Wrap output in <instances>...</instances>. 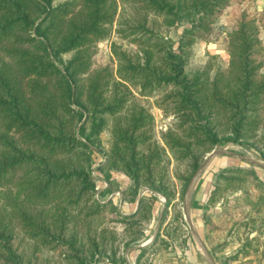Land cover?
I'll use <instances>...</instances> for the list:
<instances>
[{"label":"trees","instance_id":"1","mask_svg":"<svg viewBox=\"0 0 264 264\" xmlns=\"http://www.w3.org/2000/svg\"><path fill=\"white\" fill-rule=\"evenodd\" d=\"M55 1L0 0V188L16 187L0 191V264H49L39 255L44 247L70 252L65 257L69 264H102V257L112 264L124 262L125 257L117 258V251L111 253L95 240L86 247L78 231H73L75 226L70 231L68 225L76 220L70 205H79L86 196L90 201L96 193L105 197L111 191L99 188L101 178L93 173L97 167L112 180L102 161L93 166V155H107L109 168H120L131 178L122 189V200L127 196L139 201L133 216L142 215L146 208L144 220L153 216L147 196H164L168 205L175 194L164 177L155 173L166 147L177 160L187 162V174L181 175L182 194L206 153L223 142L257 147L264 160V136L262 147L249 144L264 122V42L259 36L264 30V9L259 17L240 12L236 29L228 35L229 70L211 78L208 69H187L185 48L212 29L213 20L232 0H124L162 17L167 26L189 24L177 47L147 26L148 18L135 27L141 39L132 40L141 45L143 55L114 49L120 80L113 77L109 98L104 94L112 75H105V69L91 70L88 49L93 41L110 37L117 0H65L56 5ZM69 52L72 56L64 58ZM133 84L144 96L167 89L162 101L173 104L178 127L165 133V148L150 145L147 125L153 117L145 107L132 108L128 120L115 121L111 127L121 145L115 143L107 154L100 136L110 126V117L134 97ZM243 168H220L214 193L221 192L220 181L238 180L233 173ZM248 172L264 189L257 171ZM144 185L150 191L142 195ZM56 200L67 205L55 206L53 222L47 219L46 207L34 209L36 204L47 206ZM107 208L120 213L112 199H94L84 211L95 216ZM178 219L183 226L184 216ZM139 222L145 221H134ZM22 230L35 240L32 253L19 243ZM159 239H163L161 232L155 242Z\"/></svg>","mask_w":264,"mask_h":264},{"label":"rangeland","instance_id":"2","mask_svg":"<svg viewBox=\"0 0 264 264\" xmlns=\"http://www.w3.org/2000/svg\"><path fill=\"white\" fill-rule=\"evenodd\" d=\"M63 1L65 0H56L55 5ZM263 9L264 0H246L241 4L232 0L223 9L222 13L213 20L211 24L212 29L208 32L200 33L196 37V42L185 48L189 56L187 69L189 71H202L208 69L211 78L218 72L227 73L230 64L228 35L230 31L236 29L240 12L247 10L254 16L259 17ZM147 18L149 21L147 26L153 27L157 33L169 39L174 47L178 46L184 26L189 24L184 22V24L178 27H170L164 24L162 17L154 15L153 12H148L147 9L142 8L140 5L124 0H117V9L114 14L110 37L105 41H93L88 49V53L91 55V70L105 69L106 72H108L107 74L105 72V75H112L109 77V86L105 87V97L107 95V97L110 98L113 94V77L116 80H120L117 71L119 61L114 53V49L120 48L133 54L140 52L142 56L141 45L132 40L135 37L141 39V33L134 32L133 29L143 24ZM259 36L264 42L263 29H260ZM71 56L72 52L64 54V58L66 59ZM263 69L264 67L261 73ZM130 88L133 91L134 97L131 96L126 106L115 116L110 117V126H108L100 136L101 145L107 154L112 153V149L116 143V138L113 135L111 127L114 125L115 121L125 122L128 120V115L131 113L132 108L145 107L153 117L152 120H148L147 125L148 136H150L148 143H151L150 145L159 144L165 148V133L169 129L176 130L178 127L180 119L178 115L176 116V114L172 112L173 104H171V102L162 101V97L167 89H158L151 95L144 96L141 94V90L134 84L130 85ZM262 113L264 116V110ZM263 136L264 122L259 126L258 130L254 132V137L251 138L249 144L254 143L258 147H262L260 139H262ZM117 144L118 143H116V145ZM118 145L120 146L121 144ZM214 149H227L235 153L250 156L254 159L262 160L258 152L259 149L254 146L248 147L243 144L223 142ZM211 152L206 153L203 162ZM163 157L155 173L157 177H164V182L170 186V189L175 194L168 205L164 196L161 197L157 194L155 196H147L146 203L151 206L153 216L151 220H144L143 218L148 215L146 208L141 211L142 215L133 216L137 213L139 201H130L127 196L125 200H122V198H124L122 189L130 185L131 178L120 168H109L112 166H110V163H107V155L94 154L93 166L96 167L99 162L101 163L102 161L112 181H109L108 178L106 179L104 172L102 170L100 171L97 167L93 173H96L101 178L99 188L104 189L108 187L111 191H109L105 197L96 193L92 200L97 199L106 202L112 199L113 205L117 207L121 215L117 211L107 208L104 211H100L95 216H88L84 209L92 200L89 201V196H86L79 205L69 206V210L76 215V220L74 219L73 222L68 224L71 229L70 231H72V227L75 226V230L73 231H78L80 237H82V243H86V247H88L87 245L89 244L91 245L92 241L95 240L97 244L105 246V249L109 252L113 253V251H117V258L119 259L125 256L124 253L129 247L146 243L148 238L151 237L155 231H161L165 236H169V233H176L177 231H189V225L186 224V221L183 220L185 225L181 226V220L178 219V217L182 216L185 212L184 204L185 199L188 197L187 188L195 173L188 183L185 192L182 194L183 180L181 179V175L187 174V162L177 160L167 147L166 156L164 155ZM73 160L76 163V158L73 157ZM228 165L244 168L242 171L233 173L238 177V180H234L230 184L226 183L224 180L220 181L221 192L214 193L218 185L215 175L219 172L220 168ZM251 169H255L261 180L264 181V169L262 167L250 164L243 159L231 155H217L210 161L203 175L199 177L196 184L193 186V190L195 188L196 193H192L191 201L193 195L194 197L195 194L199 195L202 193L203 195L204 205L202 206V211L206 219L205 230L213 231V233L209 235L210 239L208 240L207 247L209 248L208 251L210 252V256L217 264H264V189L262 186H258L257 181L248 172ZM227 175L230 174L228 173ZM11 189L15 191L16 187L12 184L11 186L0 188V191L8 192ZM149 191V187L144 185L142 188V195ZM2 201L3 199L1 198L0 203ZM57 201L59 200H56L54 203L50 202L47 206L36 204L37 206H35L34 209L42 211L46 207L45 214L48 216L47 219L49 222H53L54 215H56L55 206L60 203L62 205H67L66 202L57 204ZM191 201L189 210H194L196 205H192ZM122 215H126L127 217L130 216V218H125L126 216L122 217ZM164 215H166V217L163 223H161V218ZM135 220L145 222L136 224L134 223ZM195 223L197 226V222ZM17 227L21 229L20 225H17ZM140 231L141 234H139ZM201 231H203V226ZM18 232H20L18 240L21 247L26 249L27 253H32L35 249V240L31 239L24 230ZM146 232H148L149 236L147 239H144ZM163 239H159L154 244L152 239L147 245H152L155 250L166 248V245L170 243L167 238L163 237ZM223 250L225 254L222 256L216 255L217 252ZM68 253L70 252H66V250L61 248L51 250L49 247H44L39 251L40 257L42 259H47L49 264H69L70 261L65 259ZM101 259L102 264H110L105 261L104 257Z\"/></svg>","mask_w":264,"mask_h":264},{"label":"crops","instance_id":"3","mask_svg":"<svg viewBox=\"0 0 264 264\" xmlns=\"http://www.w3.org/2000/svg\"><path fill=\"white\" fill-rule=\"evenodd\" d=\"M193 192L196 193L195 188ZM202 196V193L199 195L195 194V197L193 195L191 204L194 206L196 205V207L194 210L190 209V217H186L185 212L183 213L184 220L186 221V224L189 225V231H177L169 236H165L161 231H155L149 238V234L146 232L144 239L148 238V241L146 243L135 245L134 247H129L124 253V262L115 264H211L208 255L199 245L191 228L192 225L195 227L202 242L206 248L209 249L207 247L208 240L210 239L209 235L212 234L213 231L205 230L206 219L204 218L202 211V206L204 205V199ZM189 220H191V222ZM195 222H197V226ZM183 225L185 224L183 223ZM202 226L203 231H201ZM159 232H161V237H165L169 240L170 244L166 248L155 250L152 245L147 244L151 242L152 239L154 244ZM142 247H146V249L142 251ZM223 254H225L224 250L216 253L218 256H222Z\"/></svg>","mask_w":264,"mask_h":264},{"label":"water","instance_id":"4","mask_svg":"<svg viewBox=\"0 0 264 264\" xmlns=\"http://www.w3.org/2000/svg\"><path fill=\"white\" fill-rule=\"evenodd\" d=\"M231 155L234 157H238L239 159H243L247 162H249L250 164L262 167L264 169V160H258V159H254L250 156L247 155H243V154H239V153H235L232 152L230 150L227 149H214L211 153H209V155L206 157L205 161L202 163V165L198 168V170L196 171L195 175L193 176L190 185L187 188V195L188 197L185 199V204H184V210H185V215L186 217H190L189 216V204L191 201V195L193 193V186L196 184L197 180L199 179V177L203 174V172L205 171L206 167L209 165L210 161L216 157L217 155ZM189 198V199H188ZM191 222V220H189ZM192 231L195 235L196 240L198 241L199 245L203 248L204 252L208 255V259L209 261H211V264H217L213 258L210 256V252L208 251V249L206 248V246L204 245V243L202 242L201 238L199 237V235L197 234L195 227L192 225L191 226Z\"/></svg>","mask_w":264,"mask_h":264}]
</instances>
